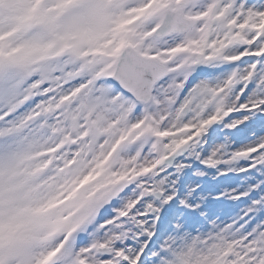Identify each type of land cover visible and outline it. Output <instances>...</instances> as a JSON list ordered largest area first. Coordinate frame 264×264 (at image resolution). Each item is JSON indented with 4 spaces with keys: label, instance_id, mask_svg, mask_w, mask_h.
<instances>
[{
    "label": "snow or ice",
    "instance_id": "6c2138e0",
    "mask_svg": "<svg viewBox=\"0 0 264 264\" xmlns=\"http://www.w3.org/2000/svg\"><path fill=\"white\" fill-rule=\"evenodd\" d=\"M0 264H264V0H0Z\"/></svg>",
    "mask_w": 264,
    "mask_h": 264
}]
</instances>
